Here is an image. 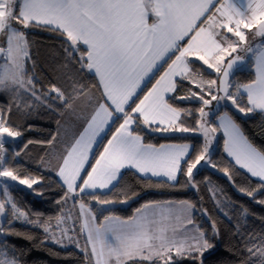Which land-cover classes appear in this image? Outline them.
I'll list each match as a JSON object with an SVG mask.
<instances>
[{"label": "snow or ice", "instance_id": "obj_1", "mask_svg": "<svg viewBox=\"0 0 264 264\" xmlns=\"http://www.w3.org/2000/svg\"><path fill=\"white\" fill-rule=\"evenodd\" d=\"M150 17H153L151 22ZM197 21L202 25L199 32L189 37L187 47H182L179 41L197 27ZM257 26L255 34L264 36V0H248V3L241 4L240 8L230 0H0V35L4 37L6 44V47L0 46V59L4 61L0 65L3 67V72L0 73V91H7L14 97L27 93L40 103L55 94V99L63 101L66 108H71L81 97L89 99L88 86L74 79L72 91L67 96L65 91L53 85L50 95L41 100V97L36 95L32 80L24 79V63L28 51L23 30L30 27H48L49 30L59 31L68 45L66 53L78 63L79 69L94 72L99 77L104 100V103H95L86 129V132H89L88 138L85 139V136L81 135L75 140L57 166L58 176L62 178V185L65 186V200H78L83 194L92 196L101 205L112 203L110 200H100L95 193L86 190L109 188L113 181L118 180L120 170L126 166L136 168L139 173L163 175L169 181L177 183L179 173L194 188L193 169H196L201 161L211 164L206 157L210 133L216 129L204 124L200 126L205 143L199 151L193 150V155H189L188 145H161L159 149L144 145L138 129L144 125L157 132H187L188 128L177 123L181 112L187 110L173 107L168 99L198 98L202 105H209L218 99L211 88V85L216 83L215 80L208 82L206 89L210 99H205L204 95L196 92H192L190 97L175 96L166 99V94L177 91V77H180L181 84L189 78L194 79L193 70L189 68L187 60L190 55H198L204 65L222 73L225 87L217 89L218 92L224 93L219 99L231 100L241 113L245 112V108L237 104L235 94L228 92L226 83L229 71L240 57L236 56L226 66L222 65L225 54L231 56L246 40L244 29ZM206 29V41L200 46H194L196 36ZM219 29H226V32L218 31ZM227 33H232L238 39L231 40ZM217 36L220 40L216 39ZM173 50L178 54L168 65V70L156 80L138 103L133 101L132 97L144 77L156 66L157 61L164 59ZM178 63L179 72L175 70ZM258 72L264 77V54L258 57ZM256 83H259V79ZM203 84V81L196 83V87L203 89ZM241 87L247 89L251 105L264 109V102L257 103L258 100H264V87L255 89L253 84L240 85L236 86L237 92ZM12 106L18 111L29 107L27 104H17L15 100ZM253 110V107L247 109L248 112ZM10 111L11 106L0 112V177L19 181V184L32 188V185L40 183L39 179L27 174L21 178L8 167L20 153L8 154L4 145L10 142L11 138L21 136L20 131L7 124V113ZM199 112L201 117L207 115L203 107ZM221 119L222 126L229 131L233 145L230 154L235 157V163L246 169L251 177L259 178L255 188L239 189L255 199L258 194H264V152L249 145L230 118ZM109 121L115 125L114 131L98 153L94 164L90 165L91 171L83 178L81 172L89 159L93 143ZM10 181L2 182L3 187L0 189L5 193L4 199L0 200V218L4 221L0 223V236L5 237L19 236V233L11 231L12 223L14 219L27 217V213L21 211L7 195ZM256 202L264 205V199ZM181 204L185 210L195 208V205L185 202ZM80 207L83 210L85 206L81 204ZM137 212L140 213L141 210L138 209ZM86 214L87 220L80 231L87 228L88 233L85 248L81 251H84L87 257L94 258L91 264H179L180 260L189 258L193 264H202L203 253L212 247L199 231L187 238L177 239L175 233L167 235L163 227L154 230L152 226L155 221L143 214L139 219L133 217L117 224H109L107 227H96L91 223L95 216L90 209ZM68 218H57L59 237L50 231L47 224L43 230L49 234L50 239H55L61 246H64L67 240L68 243H75L79 247L74 236L68 234L70 229L60 227ZM118 219L104 217L105 222ZM187 222L193 223L190 218ZM11 251L12 258L6 259L4 248H0V264H23L14 247ZM245 251L248 256L241 264H264V238L260 246H246Z\"/></svg>", "mask_w": 264, "mask_h": 264}, {"label": "trees", "instance_id": "obj_2", "mask_svg": "<svg viewBox=\"0 0 264 264\" xmlns=\"http://www.w3.org/2000/svg\"><path fill=\"white\" fill-rule=\"evenodd\" d=\"M23 31L28 49L25 62L26 75L31 77L36 95L41 97V100L44 96L50 95L53 85L65 91L67 96L72 91L74 79L87 86L94 85L100 91L95 75L86 70H80L78 63L66 53L65 49L68 45L59 31L49 30L48 27H30ZM0 45L5 46L4 40ZM175 54L167 58L133 101L138 103L139 99L143 98ZM190 65L193 74L198 73L204 77L215 76L214 72L209 71L198 60L191 59ZM254 79L252 57L247 61L244 69L233 74L231 90L236 91V86ZM192 92H200V89L189 79L184 80L182 84L180 79H177V91L169 97H190ZM237 93V104L245 108V112L241 113L238 108L227 105L213 113L211 122L217 130V138L214 150L209 157L211 164L193 174L194 188L181 174L177 177V183L162 178L143 176L132 169H126L108 191L95 192L100 200H110L112 203L101 205L92 196L83 194L78 200L90 207L98 223L108 215L129 219L147 203L188 201L196 208L194 221L212 245L203 253L202 264H241L248 256L245 251L246 246L253 248L260 246L264 238V205L256 202V200L264 199V194H258L253 199L239 190L255 188L258 179L251 177L225 155L223 134L216 124V117L223 111L228 112L247 139L259 151L264 152V112L255 109L248 112L250 105L247 97L240 91ZM24 96L26 97H19V104H27L29 107L19 111L15 107L11 115L13 122L11 125L8 124L14 130L21 132V137L13 142L15 149L8 148V154L19 152L20 155L15 157L8 167L17 172L21 178L27 174L39 179L40 183L32 185V188L12 185L13 200L21 210L27 213L28 220L26 222L13 221L11 231L20 235L0 236V248H4L7 255L12 258L11 250L14 247L23 264H91L93 258L87 257L81 248L61 246L50 242L43 230L45 224L54 225L56 223L66 206L65 186L55 173L39 167L40 162L51 151L50 147L56 135L55 124L60 110L58 112L46 106L55 101V94H51V98L44 103L36 101L35 98L30 97V94L26 93ZM168 102L179 109L187 110L181 112L178 123L183 127L195 129L200 118L199 109L203 106L200 100L195 98L168 99ZM4 103L7 106L6 102H3V105ZM114 128L115 125L112 123L100 140L82 175L83 178L90 171V165L94 164L95 158L102 151L107 139L111 137ZM138 132L144 142L150 144L191 142L193 149L190 155L194 154L193 150L199 151L204 145L203 136L194 132L171 130L157 132L144 125L140 126ZM181 167L183 168L184 165L182 164ZM212 187L216 188V193H213ZM241 209L245 211L242 212ZM85 241L86 239H83L84 247ZM179 264H193V261L190 258L183 259Z\"/></svg>", "mask_w": 264, "mask_h": 264}, {"label": "rangeland", "instance_id": "obj_3", "mask_svg": "<svg viewBox=\"0 0 264 264\" xmlns=\"http://www.w3.org/2000/svg\"><path fill=\"white\" fill-rule=\"evenodd\" d=\"M257 30H258L257 27H253L251 29H244V32L246 35V40L244 42H242L240 44V46L237 47L235 52H232L231 56H228L226 54L224 56V61H223L222 66H226L227 63L230 60H232L233 58H235L236 56L240 57V60L237 61V64L234 65L233 68L229 71V76H228L227 82H226L228 92L235 94V98L237 97L238 93H237V90L236 91L231 90L233 74L236 71L242 70L246 67L247 61L253 57L257 48H259L264 42V36H260V35L255 34V33H257ZM223 32H226V30L224 29ZM0 36L4 40V37L2 35H0ZM227 36L231 40L238 39L232 33H227ZM5 46H6V44H5ZM248 49H251V50H248ZM27 51H28V49H27ZM3 63H4V61L1 60L0 65H2ZM205 66L209 71L214 72L215 76L204 77L201 75L193 74L194 79L189 78V80L195 86H196V83H199L201 81L204 82L203 89L199 88L200 92H196V93L204 95L205 99H210V96H208L206 94L208 82L215 80L216 83L214 85H211V88H212V93L214 95H217L218 99L213 100L212 103L209 105H203L202 106L204 108L205 113H207V115L203 116V117H201V115H200L199 121L197 122V124H196L197 126L195 127V129L188 128L189 131H187V132H194V133H198V134L202 135L204 138V143H205V137H204L203 131H202L200 126L202 124H204L207 127L215 128L213 123L211 122V118H212L213 113L215 111H217L221 107H224L227 105L237 108L236 105H234L231 100L219 99V97L223 96L224 93H223V91L218 92L217 89H222L223 87H225L224 78L222 76V73L216 72L214 69L208 68L207 65H205ZM24 69H25L24 74H26L25 63H24ZM2 72H3V67H0V73H2ZM25 76H27V75H25ZM28 79H31V77L27 76V80ZM88 91H89V99H85V98L81 97L73 103L71 108H66L65 106H63V101L56 100L55 97H54L55 101L54 102L52 101L53 103L50 102L49 105L46 104L48 109H53V110L58 111V112L60 110V113H59V117L57 119V122L55 124L56 135H55V140H54L52 146L50 147L51 151H50L49 155L46 158H44V160H42L39 164V167L42 168L43 170L54 173L58 164L60 163L61 157L64 155V153L66 152V150L68 149L70 144L74 141L75 137L78 136L81 132H84L85 129L87 128L89 120H90V116L93 114V109L95 107L96 101L101 102L100 93L94 85H89ZM195 99L199 100L198 98H195ZM14 100L17 104L20 103V99L17 97H14L11 93H9L7 91H0V104H2L1 101L6 102V104H7V106H6L4 103L5 108L1 109L0 112H2L3 110H5L6 108L11 106V111L7 113V124L10 123V125H11V122H13L11 115H12V111L15 108L14 106H12ZM111 124H112V121H109V123L105 126L104 131H102L96 137V142L93 143L92 150H94V148L98 145L100 139L103 137V135L108 130V128L110 127ZM10 125H8V126H10ZM20 137L21 136L13 137V138H11L10 142L5 143L4 147L7 150V153L9 152L8 148L15 149V147H14L15 145H13V142L16 141L17 139H19ZM216 138H217V130H215V132H213V133H210V144H209L208 156L206 157V160H210L209 157L214 150V147L216 144ZM209 165L210 164H207L204 161H201V164L197 165L196 169H193V174L195 172H197L199 169H201L202 167L209 166ZM4 181H10V178L0 177V189H2V187H3L2 182H4ZM13 184L16 186L22 185V184H19V181H10V183L8 185L7 195L10 196L12 199H13V196L11 193V187ZM23 186L28 187L27 185H23ZM212 191H213V193H216V188L212 187ZM4 197H5V193L2 190H0V200L4 199ZM218 202H220V199H218ZM65 203H66V206L64 207V210L62 211L60 217L66 216L69 218L66 219L64 221V223L60 224V227L70 229L68 234L74 236L75 240L78 241L79 247L75 243H68L67 240H65L64 246H74V247L81 248V249L85 248L83 245L84 244L83 239H85V235L83 234L84 230L80 231L81 226H82L81 218L85 221L87 220V214L86 213H87V209H90V207L88 205L82 203L79 200L75 202V200H73V199H67ZM81 204H83L87 209L84 208L82 210L80 207ZM21 211H23V210H21ZM195 211H196V208H195ZM23 212H25V211H23ZM5 215H7V209H6ZM27 220H28V215L26 218H21L20 220L14 219V221H19V222H26ZM2 222H3V218H0V223H2ZM57 224H58V220L56 221V223L54 225L48 224V226L50 228V231L55 232L56 237H59L60 231H59V228L57 227ZM197 227L199 229L198 224H197ZM73 229H74V231H72ZM47 238L50 242L56 243L55 239L49 238V234H47ZM5 253H6V251H5ZM5 258L11 259V257L8 256L7 253H6Z\"/></svg>", "mask_w": 264, "mask_h": 264}, {"label": "crops", "instance_id": "obj_4", "mask_svg": "<svg viewBox=\"0 0 264 264\" xmlns=\"http://www.w3.org/2000/svg\"><path fill=\"white\" fill-rule=\"evenodd\" d=\"M230 2L232 3H235L237 8H240V5L241 4H247L248 3V0H230ZM241 11H243V9H241ZM153 19V17H150L149 18V22H151V20ZM215 19V18H214ZM202 25H200L199 21H197V27L189 33L188 36H186L183 40L179 41V44L182 46V47H187V44L189 42V37L191 36H194L196 35L197 32H199V29ZM206 27V26H205ZM226 30V29H225ZM207 31L208 29H206L205 32H200V34L198 36H196V40L193 42L194 43V46H200L203 42L206 41V38H207ZM218 31H224V29H219ZM217 40H220V38L217 36L216 37ZM3 38L0 36V43L2 42ZM1 46V45H0ZM6 47V46H5ZM174 53V50L173 52H169L165 57L164 59L162 60H159L157 61L156 63V66L144 77V80L141 82V85L140 87L137 89L136 91V94L132 97V100L137 96V94L141 91V89L144 87V85L151 79V77L155 74V72L159 69V67L167 60V58L172 55ZM178 53H176L175 55H177ZM203 54V53H201ZM261 54H264V42L263 44L257 48V50L255 51L254 55H253V60H254V73H255V79L251 82H247V83H242L240 85H248V84H253L254 85V88L255 89H260L262 87H264V77H261L260 76V73L258 72V57L261 55ZM175 59V56L172 60ZM191 59H195V60H198L199 62H201L203 64V61H200L198 59V55H190L187 57V60L189 62V68L191 69V65H190V60ZM171 60V62H172ZM26 61V60H25ZM1 62V60H0ZM171 62L169 64H171ZM168 64V65H169ZM204 65V64H203ZM205 66V65H204ZM168 70V66L166 67V69L161 73V75L164 74L165 71ZM176 71H180V65L179 63L177 64L176 66ZM91 74L95 75L98 83H99V77L94 73V72H90ZM195 74V73H194ZM26 74H24V79L27 80V76H25ZM160 75V76H161ZM159 76V77H160ZM158 77V79H159ZM157 79V80H158ZM177 79H180V77H177ZM259 79V83H256ZM156 82V81H155ZM155 84V83H154ZM153 84V85H154ZM239 85V86H240ZM99 86H100V96H101V102L100 103H104V100H103V97H102V84L99 83ZM150 90V89H149ZM240 93L244 94L246 97H247V101H248V94H247V89L241 87L240 88ZM24 94L26 93H23L21 94L19 97L20 98H23V97H26L24 96ZM173 93H168L166 94V99H168V97L170 95H172ZM17 97V98H19ZM261 102H264V100H258L257 103H261ZM3 104V102H1ZM131 103V101L129 102ZM249 103V101H248ZM0 104V110L5 108L4 105ZM250 107H253V109L255 110H258V111H263L264 112V109H261L259 107H255L253 105H251L249 103ZM128 106H126L127 108ZM175 107V106H173ZM177 108V107H176ZM225 118V119H231V121H233L235 123V125L238 126L239 128V132H240V135L246 140V142L251 145L252 147H254L255 149H257L248 139L247 137L245 136V134L243 133V131L241 130L240 126L234 121V119L231 117V115L228 113V112H221L217 117H216V124L218 126V128L221 130L222 134H223V151L225 153V155L235 164L237 165L239 168H241L240 165L236 164L235 163V157L232 156L230 154V150L233 149V145H232V141L230 139V135H229V131H226L225 127L222 126L223 124V121L221 118ZM181 118V114H180V117H179V120ZM179 120L177 121V123L179 122ZM134 126V125H133ZM166 127V125H165ZM88 128V126H87ZM86 128V129H87ZM86 129L84 132H81L78 136L75 137L74 141L71 143L73 144L75 142V140L79 139L81 135L85 136V139L88 138V135H89V132H86ZM107 132V131H106ZM105 132V133H106ZM105 135V134H104ZM103 135V136H104ZM103 138V137H102ZM101 138V139H102ZM143 138V137H142ZM100 139V140H101ZM100 142V141H99ZM142 143L144 145H152L154 146V148L156 149H159L161 145H166V146H169V145H175V146H182V145H188L189 146V155L193 149V144L191 142H165V143H161V144H150V143H146L144 142V140L142 139ZM70 144V145H71ZM99 144V143H98ZM227 145V146H226ZM97 147V146H96ZM95 147V148H96ZM95 148L94 150H91V152L89 153V159L88 161L86 162L85 164V167H84V170L81 172V176L83 175L92 155H93V151H95ZM69 149V147H68ZM67 149V150H68ZM258 150V149H257ZM183 164V163H182ZM181 164V166H182ZM126 169H132L134 171H136L137 173L138 170L132 166H126L125 168L121 169L120 170V173H119V176L118 178L120 177L121 173L126 170ZM242 170H244L245 172H247L246 169H243L241 168ZM91 171V169H90ZM57 177L59 178V180L62 182V178L58 176V172H57V168L54 172ZM140 175H143V176H150V177H155V178H162V179H167V177L161 175V176H152L151 173H139ZM249 174V173H248ZM179 173L177 174V177H178ZM250 175V174H249ZM86 178V177H85ZM256 179L259 180V178L257 177H254ZM117 182L116 181H113L111 185H109V188H106V189H91V190H86V191H91L93 193L95 192H105V191H108L115 183ZM181 202H185L187 204H191L190 202L188 201H161V202H153V203H147V204H144L143 206H141L139 209L141 210L140 213H138L137 211L135 212L134 216L133 217H137V219L140 218L141 214H143L144 216H147L148 218L152 219L155 221V224L152 226L153 229H157V228H161L163 227L165 230H166V234L171 236L173 235V233H175V236L177 239H184V238H187L189 236H192V235H195L197 231L199 232H202L200 229H198L197 227V224L196 222L194 221V214H195V208L193 210H185L182 208V204ZM145 205H152L153 207H148V208H145L144 206ZM193 205V204H191ZM85 209H87L86 207H84ZM88 210V209H87ZM92 212V211H91ZM93 213V212H92ZM94 214V213H93ZM81 215V214H80ZM95 216V214H94ZM108 216H111V217H117L119 218L118 220H113V221H108V222H105L104 219L98 223L97 220H96V217L94 219V221H92L91 223L93 225H95L96 227H100L101 225L107 227L109 224H117L119 223L120 221H125V220H130L131 218L129 219H124V218H121V217H118V216H115V215H108ZM191 219L193 221L192 224H189L187 221L188 219ZM85 222V220H83L81 218V224L83 225ZM193 225H195V227H193ZM87 233H88V229L85 228L84 229V235H85V239L87 237ZM111 239V237H110ZM88 247L90 248V245H88ZM94 259V258H93Z\"/></svg>", "mask_w": 264, "mask_h": 264}, {"label": "water", "instance_id": "obj_5", "mask_svg": "<svg viewBox=\"0 0 264 264\" xmlns=\"http://www.w3.org/2000/svg\"><path fill=\"white\" fill-rule=\"evenodd\" d=\"M257 28H258V26H257ZM1 60V59H0Z\"/></svg>", "mask_w": 264, "mask_h": 264}]
</instances>
